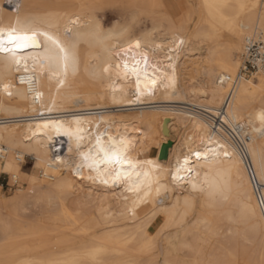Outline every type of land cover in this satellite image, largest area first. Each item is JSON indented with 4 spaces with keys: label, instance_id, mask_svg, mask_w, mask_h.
<instances>
[{
    "label": "bare ground",
    "instance_id": "bare-ground-1",
    "mask_svg": "<svg viewBox=\"0 0 264 264\" xmlns=\"http://www.w3.org/2000/svg\"><path fill=\"white\" fill-rule=\"evenodd\" d=\"M108 1L0 0V27L14 24L18 17L39 18L45 21L42 26L49 27L50 22V30L61 35L66 27H72L98 37L80 45L77 68L68 73L63 85L47 72L41 75L39 69L35 73L7 71L0 60V96L6 101H0V150L4 152L0 172L10 174L13 183L21 174L27 183L25 191L13 193L3 203L11 205L16 217L30 206H40L34 219L18 220L1 229L0 264L72 260L93 264L85 253L96 248L103 249L100 264H166L171 254L163 249L164 241L169 231L181 226H185L183 234H193L198 264H243L234 251L214 239L218 219L230 224L232 235L249 242L264 260V128L258 119L264 110V73L239 81L230 96V84L224 82L226 76L237 73L238 53L244 42L264 35V0H197L193 30L180 35L171 21L170 37L165 40L154 36L157 26L132 35L134 16L126 25L106 28L110 15L105 16L101 8ZM122 1L132 15L158 10L170 18V7L163 0ZM189 20L183 16L179 28H186ZM223 31L230 34L229 43L219 42ZM137 40L141 49L133 48L126 58L131 60L132 55L139 57V52L147 51L161 69L157 75L163 83L158 80L154 87L141 77L140 87L147 83L153 88L151 94L138 95L134 77L125 81L115 71H103L105 65L114 68L122 62V50ZM189 58L195 77L183 85L179 72H185L184 61ZM21 76L35 79L30 85L21 83ZM167 77H172L174 84L170 85ZM52 121L69 130L79 122L93 135L97 129L113 136L127 133L132 156L154 162L160 194L153 190L141 202L122 184L106 186L88 179L95 173L87 168L81 170L82 175L74 174L79 162L75 142L58 135L55 127H44ZM236 123L246 126L250 136L244 146L247 164L226 132V126ZM176 128L183 130L193 152L214 148L219 153L214 163L201 165L195 163L194 155L189 158L194 168L192 178L203 181L207 173L210 181L224 186L223 194L194 191L187 174L182 181L172 179L177 161H183L179 145L161 150ZM56 146L59 151L52 154ZM224 151L230 157H225ZM23 155L33 156L35 167L45 178L39 176L38 180L21 171L14 159ZM63 161H71V166ZM195 199L199 205L190 227L187 219ZM175 208L180 214L173 218ZM186 246L181 239L178 249ZM242 247H237L239 255ZM247 254L243 252L241 261Z\"/></svg>",
    "mask_w": 264,
    "mask_h": 264
},
{
    "label": "snow or ice",
    "instance_id": "snow-or-ice-1",
    "mask_svg": "<svg viewBox=\"0 0 264 264\" xmlns=\"http://www.w3.org/2000/svg\"><path fill=\"white\" fill-rule=\"evenodd\" d=\"M45 21L39 18H17L14 24L0 27V60L4 62L7 71L32 72L40 70L41 75L45 72L50 77L57 78L60 85L65 83V78L70 71H75L78 65V49L82 43L90 42L92 39H98L93 33H84L74 30L72 27H66L63 35L59 32L50 30L49 27L42 26ZM73 25L76 21L71 22ZM180 43H183L181 41ZM141 49V42L137 40L134 45L124 49L121 56L122 62H117L113 68L111 64L105 65L103 71L111 73L115 71L118 77L125 81L135 78L137 94L144 95L145 92L151 94L153 88H149L145 83L142 89L141 77L144 81H150L154 87L158 80L163 83V79L157 74L161 69L158 64L152 62V57L147 51L139 52V57L132 55L131 60L126 57L133 51ZM116 55H121L116 53ZM31 66V67H30ZM151 69V74L149 72ZM174 71V69H173ZM35 77H20L21 83L28 82L30 85ZM169 84H174L172 77H167ZM5 90L9 85H5ZM11 94V93H9ZM39 94L37 95V98ZM262 128H264V110L258 116ZM55 127L58 135H66L69 141L75 142V151L79 156V162L73 169L74 174L82 175L81 170L87 168L90 173L88 179L99 182L103 185L122 184L126 191L137 197L138 201L152 194H160L161 185L158 174L154 171L153 161H140L132 156V141L127 133L118 136L109 135L106 131H99L90 134L88 130L79 126L74 130L63 129L58 121H52L45 124L44 127ZM107 137V139H105ZM85 142H87L85 144ZM86 148V150H85ZM70 151L72 148L70 146ZM196 157V164L214 163L217 161L219 153L214 148H206L203 152L195 150L191 153ZM225 157H230V153L223 152ZM67 166H71V161H63ZM152 167H148V166ZM194 168L190 158L185 156L183 161L178 160L175 171L171 172L174 181L184 180L185 174L188 175L189 182L194 191H209V194L215 196L223 194L224 186L218 181H210L208 174H205L203 181L192 178ZM198 177V172L196 173ZM103 249H91L87 253L93 264H100L99 256ZM57 264H77L76 260L57 262Z\"/></svg>",
    "mask_w": 264,
    "mask_h": 264
},
{
    "label": "rangeland",
    "instance_id": "rangeland-1",
    "mask_svg": "<svg viewBox=\"0 0 264 264\" xmlns=\"http://www.w3.org/2000/svg\"><path fill=\"white\" fill-rule=\"evenodd\" d=\"M163 2H167L170 7V18H167L166 16H164V14L158 10L152 13H146V14L140 13V14L132 15L133 11L128 9L126 7V4L122 0H110L106 4H104L101 8L102 13L105 16H108V15L112 16V17L108 16L110 19L107 22V25L105 27L110 28L115 24H119L121 26L126 25L129 23L132 16H134V21L136 23L134 25V28L132 29V35H137L143 30H147L151 27L157 26L156 30H154V36L158 39L165 40L170 37L169 27L172 25L171 21H175L176 23L175 25L177 27L176 32L178 34L188 35L193 30L194 24L197 21V16L195 14V5H196L197 0H163ZM98 15L100 16V14ZM183 16L189 17L190 20L188 21V26L186 28L180 29L179 27L182 25V22L179 20ZM230 39H231L230 34L223 31L218 40L220 43H229ZM242 43H241V46H242ZM241 46H240V51H241ZM239 54L240 52L238 53V57L240 56ZM184 62L185 63L183 65V68L186 67V69L184 70L185 72L183 73L180 71L179 74L182 80L181 83L183 85H187L189 82H193L194 77H195V72L193 69H191V59L190 58L186 59ZM182 95L185 96L184 91ZM0 101L4 103L6 102L5 100L1 98V96H0ZM182 131L183 130H180L177 128L176 130H174L173 132L174 134L170 137L171 138L170 144H172V146L176 144L179 145V150L181 151L182 159H184L185 156L190 157L193 151L191 149V144H190L191 142L187 140V137L184 133L182 134ZM15 157H17V155L13 154V158ZM18 159L19 160L14 159V162L20 168H22L21 170L22 172L28 173L29 175H35L38 178V180H41V178H39L41 169L35 167L36 160L33 159V156L23 155V157H20ZM0 162H2V159H0ZM16 178H18L17 184L14 185L12 180L10 179V174L5 173V172H0V233H1V229L5 225L14 224V222H17L18 220L19 221L21 220L29 221V218L30 220L34 219L36 216V211L40 208V206H34V207L30 206L27 209L25 214L21 213L19 214L21 216L16 217L14 216V212L11 209V205L9 203H3V202L10 200L13 196V193H16L19 190L20 191L26 190L27 183L25 179L22 177V175L19 174L18 177ZM198 205H199V199L197 200L195 199L194 204H193V211L187 219L188 226L190 227L192 225L191 222H193L194 216L196 217L197 215L194 211L198 209ZM179 214H180V210L178 208H175L173 210V218H176ZM24 215H25V218H24ZM216 222H217L216 223L217 225L216 224L214 225V234H215L214 239L221 240L225 244L227 249H229L231 252L234 251L233 253L236 255L237 260H239L238 259V256H239L240 258L239 261L242 262L243 264L245 263L246 264H261V263L264 264V260L259 258L258 253L256 252V250L255 251L253 250L254 248L249 242L243 241L240 238L234 237V235H232L230 230L233 227L230 228L231 226L230 224H228L226 221L221 220V219H218ZM184 229H185V226H181L180 228H177L175 230H171L168 232L166 236V240L164 241V244H163V249L170 251L171 257L168 260L169 262L166 264H176V263L198 264V260L195 259V255H194V249L196 250L198 247L193 241V236H192L193 234L192 232L191 234L190 233L183 234ZM181 239L185 242L187 246L180 250V248L178 249V244L181 241ZM0 240H1V235H0ZM238 246L239 248H241L242 246L243 247L246 246L245 247L246 250L249 249L247 253L250 256H248V254L244 251L243 247L241 249L245 254H247V258L249 257V260H248L246 258V255H244L248 261L246 259H242L241 261V258H243V256L241 257L243 252L241 251L242 254L240 253L239 255L240 251H239V248H237ZM236 250H238V252H236Z\"/></svg>",
    "mask_w": 264,
    "mask_h": 264
},
{
    "label": "built area",
    "instance_id": "built-area-1",
    "mask_svg": "<svg viewBox=\"0 0 264 264\" xmlns=\"http://www.w3.org/2000/svg\"><path fill=\"white\" fill-rule=\"evenodd\" d=\"M239 69L233 77L226 76L224 82L230 84L228 95L230 96L234 88L239 81L244 79L253 78L256 75L264 73V35L253 36L248 38L242 47L241 54L239 56ZM226 132L230 141L240 149L242 157L244 158L246 164L247 159L244 152V146L249 141V134L247 132V127L241 123L233 124L231 127L226 126ZM59 151V147L56 146L52 150V154ZM4 152L0 150V159L3 157ZM247 170L252 178V183L255 187V181L251 174L250 168L247 165ZM40 177L45 178L44 172L40 173ZM17 184V181L13 183Z\"/></svg>",
    "mask_w": 264,
    "mask_h": 264
},
{
    "label": "water",
    "instance_id": "water-1",
    "mask_svg": "<svg viewBox=\"0 0 264 264\" xmlns=\"http://www.w3.org/2000/svg\"><path fill=\"white\" fill-rule=\"evenodd\" d=\"M169 146H170V142H169V140H167V142L162 145L161 151H163V149L166 151V149H168Z\"/></svg>",
    "mask_w": 264,
    "mask_h": 264
}]
</instances>
